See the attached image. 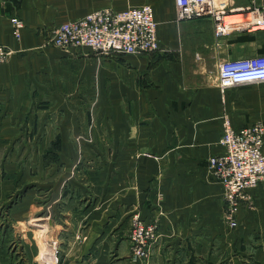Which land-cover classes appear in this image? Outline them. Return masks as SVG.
Here are the masks:
<instances>
[{"label": "crops", "instance_id": "crops-1", "mask_svg": "<svg viewBox=\"0 0 264 264\" xmlns=\"http://www.w3.org/2000/svg\"><path fill=\"white\" fill-rule=\"evenodd\" d=\"M213 1L234 13L264 4ZM149 3L161 47L155 54L47 46L64 23ZM15 17L25 24L20 40ZM0 46L12 51L0 67V148L39 131L46 147L39 178L55 192V209L46 224L41 216L30 223L41 221L44 238L54 216L61 264H264V186L249 191L232 228L224 187L209 167L222 152L224 116L237 130L264 124V82L224 92L217 84L221 62L264 55V31L217 40L211 18L177 23L174 0H0ZM159 209V242L146 261L134 259L129 217L150 220ZM78 242L86 249L76 250ZM44 243L51 260L54 243ZM113 244L120 250H109Z\"/></svg>", "mask_w": 264, "mask_h": 264}, {"label": "built area", "instance_id": "built-area-1", "mask_svg": "<svg viewBox=\"0 0 264 264\" xmlns=\"http://www.w3.org/2000/svg\"><path fill=\"white\" fill-rule=\"evenodd\" d=\"M179 23L197 18H211L217 40L237 32L264 31V4L241 13L216 8L213 0H174ZM241 16L243 22L226 25L227 17ZM13 36L22 37L25 24L11 19ZM158 24L151 6L127 8L122 11L104 9L64 23L55 29L50 44L57 49L87 48L103 56L152 55L161 50ZM12 51L0 46V67ZM264 82V55L218 65L217 84L223 92L233 86ZM222 152L209 160L214 179L224 187L225 219L237 227L241 204L251 189L264 186V124H249L235 129L230 118H223ZM161 216V215H160ZM160 218V217H159ZM158 220L144 219L140 214L132 220L130 241L134 259L146 261L151 247L158 241Z\"/></svg>", "mask_w": 264, "mask_h": 264}, {"label": "rangeland", "instance_id": "rangeland-1", "mask_svg": "<svg viewBox=\"0 0 264 264\" xmlns=\"http://www.w3.org/2000/svg\"><path fill=\"white\" fill-rule=\"evenodd\" d=\"M146 5L151 6L154 10L152 4L149 3L143 6ZM135 7H142V5L129 4L128 8ZM177 23L179 22L177 21ZM47 46H52L50 40H48ZM62 51L69 52L68 50ZM21 134L24 133L21 132ZM26 134L29 140L24 143H22L24 137L16 135L7 147L0 148V264H61L62 245L57 240L56 232H53L56 227L54 226V216L52 220L49 218L52 225H48V231L44 238H41L39 234L41 221L39 224L38 222L30 223L31 217L39 218L40 216L44 218L43 223H47L45 218L49 217L50 213L48 211L53 212L55 209V192L52 188L46 190L45 186L41 185L39 178L40 158L41 155L46 154V147L41 148L40 146L39 131L32 130ZM48 149L53 152L56 150L54 146L48 147ZM53 159H55L54 156ZM55 166V162L48 164L49 170L54 169ZM48 178L49 180L55 179V172H50ZM157 213L152 216V220L159 221V238L151 247V252L161 237L159 217L163 212L159 209ZM137 214L139 213L135 212L129 217L131 218L129 241L132 220ZM47 238L55 246L54 257L51 260H46L50 257L44 245ZM80 239L85 240V238L79 237L78 241ZM113 245L114 247L110 246L108 249L111 251L120 250V245ZM64 247L65 250H73V246H69V244H65ZM74 248L85 250L86 244H79L78 242L74 244ZM103 248L102 245L99 246V249ZM130 250L132 253L131 241ZM31 251L33 259L30 258L32 256Z\"/></svg>", "mask_w": 264, "mask_h": 264}, {"label": "bare ground", "instance_id": "bare-ground-1", "mask_svg": "<svg viewBox=\"0 0 264 264\" xmlns=\"http://www.w3.org/2000/svg\"><path fill=\"white\" fill-rule=\"evenodd\" d=\"M243 22V19L241 16H237V17H227L226 18V25L230 26V25H237Z\"/></svg>", "mask_w": 264, "mask_h": 264}]
</instances>
